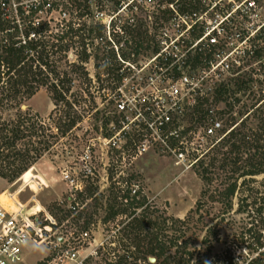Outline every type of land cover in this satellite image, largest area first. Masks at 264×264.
<instances>
[{
  "label": "rangeland",
  "instance_id": "1",
  "mask_svg": "<svg viewBox=\"0 0 264 264\" xmlns=\"http://www.w3.org/2000/svg\"><path fill=\"white\" fill-rule=\"evenodd\" d=\"M33 1L15 0L14 4L10 2V5L13 7ZM183 1L174 0L171 3L168 0H154V3H147L146 0L82 1L89 6L81 20L86 23V31L88 27H92L95 36L93 44L89 43L88 46L93 55H90L85 63L93 79L91 86L92 90L95 89L93 91L95 107L91 110L86 109L82 120L64 136L54 142L53 137V139L49 138L48 149L40 154L32 167L21 177L14 181L0 178V205L19 219H27L35 228L40 229L37 235L30 228V238L23 246L21 260L16 264H74L68 258L58 259V254L68 246L80 249L81 256L95 248L99 254L88 255L85 259L87 264L114 263L113 254L121 253V243L130 241L124 234L125 231L130 230L125 226L130 218L127 211L110 216L108 208L112 204L115 209L118 206L123 208L121 199L118 197L114 201L111 196L121 195L120 190L126 186L125 181L132 188L140 190L147 199L148 206L145 209L147 219L145 218L144 222H156V227L158 225L161 228L158 230L161 238L168 242L177 237L182 242L179 248L185 245L186 250L189 249L188 252L196 250L200 242L206 243L217 234L223 236L228 234L227 230L233 228L232 222H264L262 215L257 213L259 206L264 212V172L240 177L237 180L238 185L243 179L245 181L231 197L230 206L226 205L228 203L223 201L220 193L241 170L232 173L230 168L234 164L230 163L226 169L215 167L211 180L203 181L201 178L199 162L201 159L207 162L214 149L211 147L205 150V147L210 143L216 146L228 130L225 133L219 131L218 135L212 138L205 136L204 127L190 128L185 118L189 109L184 111L181 117L179 116L178 124L173 123L172 128H158L159 123L154 116L150 115L152 128H147L146 90L148 92L154 90L153 85L149 86V82L146 83V76L154 73L149 68L146 70L145 67L149 56L140 54L125 61L119 57V54L114 57L109 50L112 44V27L118 30L117 28L123 29L124 26L141 22L143 27H148L150 34L155 33L159 38L161 27L156 28V25L162 22V26L168 27L169 21L176 15L177 6ZM190 1L201 8L199 1L203 2L204 6L209 0ZM254 1L264 6V0ZM69 2L70 0L66 5L65 2L64 6L61 5V12L58 6L47 12L43 10L37 17L41 21L49 19L51 29L54 30L55 22L67 21L72 17L73 10L70 9ZM228 3L231 1L220 0L218 7L214 10L225 12L228 10ZM169 10L172 13L168 12ZM207 11L206 19L208 20L212 17V11L210 9ZM257 11L256 19L260 24L264 21V9L258 8ZM245 13L243 11L242 15H237L236 21L250 22L251 20H247L248 17L242 19L246 16ZM6 16L11 22L21 24L19 14L11 12ZM166 17L168 18L165 19ZM98 26H101L102 39L96 37L98 33L95 31ZM199 27H201L199 23L193 26V28ZM174 32V29H170L171 35ZM251 43L255 47L260 45L264 49V40L256 38L252 39ZM96 61L100 64L108 63L109 66H113L112 68L120 66L119 73H123L122 79L118 82L119 88L117 87L118 90L123 91H119L116 95L112 93L110 99L112 101L104 96V93L109 94L112 90L105 87L99 88L100 83L94 77L96 71L98 72L94 66ZM257 63L258 61H253L249 66L243 65L241 74L248 69H250L248 73L255 72L252 74V78L255 79L252 82V88L256 93L259 91L264 93L260 89L264 87V63H261V67ZM62 69H68L67 65ZM100 77L104 79L108 75L100 71ZM223 79H226V76ZM81 80L85 79L75 78L73 92L84 83ZM213 81H216L214 77L209 81V85L213 84ZM161 83L157 82V85L160 86ZM119 95L121 97L126 95L123 99L128 103L133 100L134 112H130V109L125 113L126 117L120 119L117 124L110 122L104 125L103 120L112 115L111 109L115 108ZM238 96L242 101L235 106L236 110L241 104L250 102L247 95L240 92ZM86 98L88 99L86 104L89 106V96ZM261 102H264V99L259 103ZM63 106L59 103L58 109ZM22 107H28L29 111L37 113L46 120L51 115L48 122L52 126L60 115L59 110L51 113L54 104L45 87H41ZM151 107H155L154 104ZM96 109L97 113L94 112ZM262 110L264 105L259 107V111L262 112ZM122 116H124L123 113ZM214 120L220 121L222 127L225 126L223 120L217 118ZM256 125L257 121L252 116L239 124L241 129L248 130L247 141L252 140L251 130L255 133ZM175 129L180 131L178 137L173 134ZM55 131L54 128L53 132ZM259 142L264 145V135ZM142 144H145L144 150ZM175 150H182L183 155L178 157ZM241 156L242 162H238L239 166L247 167L251 164L259 166L264 162V146L258 153L253 154V149H250L247 153L243 152ZM66 174L68 177L65 176ZM89 188L94 190L91 196H88L85 191ZM66 210H69L71 214L66 219L57 220ZM80 212L82 215L78 218ZM84 222H87V225ZM147 228L142 234H145L147 230H155L154 227ZM83 230L91 234L88 238L91 243L88 245L87 242L78 240ZM114 235L115 238H113ZM175 248L176 246L171 247L169 252L173 253ZM148 258H155V256L149 254ZM137 264H146V262L141 260Z\"/></svg>",
  "mask_w": 264,
  "mask_h": 264
},
{
  "label": "trees",
  "instance_id": "2",
  "mask_svg": "<svg viewBox=\"0 0 264 264\" xmlns=\"http://www.w3.org/2000/svg\"><path fill=\"white\" fill-rule=\"evenodd\" d=\"M82 1L84 0H70L68 5L73 10L72 17L67 21L55 22L54 30L51 29L49 19L42 21L38 19L35 22L38 12L44 8L47 0L19 4L17 14L20 15L21 24L11 22L0 9V178L14 181L21 177L32 167L40 154L48 149L49 138H54V142L64 136L82 120L86 109L91 110L95 107L93 94L95 89L92 90L91 86L93 79L85 66L89 56L93 55L88 46L89 43L93 44L95 36L92 27H88L86 31V23L81 20L89 6ZM173 1L168 0L169 3ZM64 2L66 5L68 0ZM64 2L61 4L52 2L49 8L44 11H50L59 5L64 6ZM194 10H199V6L191 3L190 0H184L181 5L177 6L179 13H191ZM168 12L172 13L171 10ZM162 25V22L158 23L156 28L162 27ZM112 29V44L109 41L111 44L109 50L114 57L119 54L122 60L127 61L130 57L135 58L140 54L150 57L160 51L161 46L156 34H150L148 27H143L141 22L124 26L123 29L117 28L119 32L113 27ZM202 30V27L191 29L190 37H198ZM95 32L98 33L96 37L102 39L101 26H98ZM256 38L264 40V27L256 35ZM187 45L185 43L182 49H185ZM211 54V49L188 53L185 64L192 69H200L204 66L205 60L211 57ZM161 57L160 55L157 58L160 60ZM262 59H264V49L259 45L253 49L251 55H246L243 58V63L233 70L232 75L214 83L209 96L199 97L194 106L187 107L189 111L186 112L187 117L185 118L190 128L205 127L210 119L217 118L225 123L220 132L225 133L228 130L217 142V145L212 146L214 149L207 162L203 159L199 162L203 181L211 180L215 167L226 169L232 163L234 164L230 168L232 173L241 170L236 177L230 175V177H234V180L228 182L220 193L228 206H230L231 197L245 181L243 179L238 185L237 180L240 177L264 172V162L259 166L251 164L241 167L238 165L243 152L247 153L253 149V154H255L264 146L259 142L261 136L264 135V110L259 111V107L264 105V102L259 103L264 99V93H260V91L256 93L252 88V82L255 81L252 74L255 72L248 73L250 70L248 69L244 74H241L243 65L249 66L253 61H258L257 64L261 67V63H264ZM161 63L165 66L174 64L172 68L177 75L174 56L168 55L167 59ZM65 65L68 69H62ZM94 66L95 70H98L94 77L100 83L99 88L105 87L112 90L109 94L104 93V96L109 97L110 100L111 94L115 95L118 82L123 76V73H119L120 66L112 68L113 66H109L108 63L100 64L97 61ZM100 71L107 73L108 77L101 79ZM81 77L85 79L81 80L84 83L82 82L83 84L73 92L75 78ZM116 80L118 81L116 82ZM41 87H45L50 93L54 104L51 113L56 110L60 112L54 126L48 122L51 115L46 120L37 113L29 111L28 107H22ZM260 89L261 92H264V87ZM240 92L247 95L250 102L241 104L240 108L236 110L235 106L242 101L238 96ZM86 96H89V106L86 104L88 101ZM59 103L64 105L63 108L58 109ZM111 111L112 115L103 120L104 125L110 122L117 124L120 120L114 108ZM94 112L97 113L98 110L96 109ZM251 116L257 121L256 132L252 133L251 130L252 140L247 141L248 130L241 129L239 124ZM54 128L56 129L55 133L53 132ZM249 155L251 154L249 153ZM125 185L120 190L122 192L120 196L115 194L111 196L114 201L119 197L123 208L118 206L115 209L112 204L108 208V215L114 216L127 211L130 220L125 226L130 230L125 231L124 234L130 241L128 243L126 240L121 243L122 252L116 254V262L111 264H137L141 260L146 264H187L189 258L185 257L187 254L185 245L180 249L182 244L177 243L179 240L177 237L166 242L160 237L158 230L161 228L158 225L156 227V222H144V219H147L145 216V209L148 206L146 197L141 194L140 190L131 193L132 188L127 181H125ZM85 191L88 196L94 192L91 188ZM197 206H199L198 203ZM257 213L262 215L261 206L257 208ZM70 214L71 212L66 210L57 220L66 219ZM81 215L80 212L78 218ZM84 223L87 225V222ZM146 227H148L147 229L154 227L155 230H147L145 234H142L144 230L146 231ZM174 246L176 248L173 253L169 252ZM149 254L155 256L153 263L148 260Z\"/></svg>",
  "mask_w": 264,
  "mask_h": 264
},
{
  "label": "built area",
  "instance_id": "3",
  "mask_svg": "<svg viewBox=\"0 0 264 264\" xmlns=\"http://www.w3.org/2000/svg\"><path fill=\"white\" fill-rule=\"evenodd\" d=\"M14 1L0 0V9L4 15L11 12L17 14L18 5L13 7L10 5V2L14 4ZM64 1L66 0H47L44 8L38 12L37 16L43 10L49 8L52 2H60L61 4ZM211 1L209 0L204 6L203 2L199 1L201 4L199 11L194 10L191 13L175 11L176 15L170 20L171 22L169 21V26L161 27L158 38L161 46L160 51L152 54L147 60L148 62L145 63L146 70L149 68L151 72H154L153 75L146 76V83L149 82V86L150 84L154 86L153 91L148 92L146 90L147 128L151 127L150 115L157 120L160 129L172 128L173 123L178 124V118L183 115L187 107L194 106L199 97L209 96L216 81L232 75L233 70L243 63V58L253 53L255 46L251 41L264 27V21L258 24L256 12H258V8L264 9V6H260L254 0H229L231 3H228V10L220 12L214 10L218 7L217 4L220 0ZM146 2L154 3V0H146ZM59 6L61 12V5ZM208 9L212 11V17L207 20ZM243 11L246 12V16L242 19L248 17L247 20H251L250 22L236 21V16L242 15ZM38 19L39 17L35 22ZM197 23L201 24L203 30L198 37L191 38L190 31ZM237 23H239V26H237ZM170 29L175 30L172 35ZM185 43L188 45L185 49H182ZM204 49H211L212 54L208 60H205L202 68L192 69L185 64L188 53L192 54L195 51H203ZM160 55L162 57L159 60L157 57ZM168 55L175 57L177 75L172 68L174 64L165 66L161 63V61L167 59ZM129 65L132 66L130 63ZM126 67L130 71L129 67ZM213 77L216 81L209 85V81ZM157 82L162 83L158 86ZM118 88L115 95L122 90H118ZM119 96L120 98L116 102L117 107L115 106L114 110L115 113H118L119 119H124L128 110L131 109L130 112H134L133 107L135 104L132 103L133 100L130 103L124 101L123 98L126 95ZM152 104L155 107H151ZM122 113L124 116H122ZM221 128L220 121L210 119L204 127V134L215 138ZM179 133L180 131H177V129L173 131V134L177 137ZM212 146V143L208 144L205 150H209ZM142 149H145V144H142ZM175 151L176 153H174L178 157L183 155L182 150ZM65 176L68 177V174ZM135 191V188L131 189V193H135ZM48 217L52 219L51 216L48 215ZM262 217H264V212H262ZM232 224L233 228L228 229V234L225 236L217 234L215 238L207 240L206 243L200 242L196 250L188 252V249V255H185L189 258L187 264H264V222H232ZM30 228L39 235L40 229L35 228L31 221L19 219L0 205V264H16L21 260L23 246L30 238ZM90 237V232L83 230L80 232L78 240L87 242L88 245L91 243V240H88ZM113 238H115V235ZM178 243L179 245L182 244L180 240ZM90 254L96 255L99 252L94 248L81 256L80 249L68 246L58 254V259L68 258L74 264H87L85 259ZM113 255L116 262L117 255Z\"/></svg>",
  "mask_w": 264,
  "mask_h": 264
},
{
  "label": "water",
  "instance_id": "4",
  "mask_svg": "<svg viewBox=\"0 0 264 264\" xmlns=\"http://www.w3.org/2000/svg\"><path fill=\"white\" fill-rule=\"evenodd\" d=\"M155 260V258H149L150 262H153Z\"/></svg>",
  "mask_w": 264,
  "mask_h": 264
}]
</instances>
